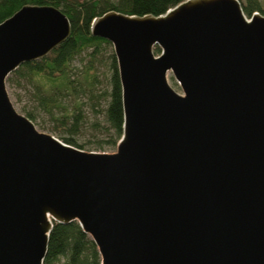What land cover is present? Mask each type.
Masks as SVG:
<instances>
[{
    "label": "water",
    "instance_id": "obj_1",
    "mask_svg": "<svg viewBox=\"0 0 264 264\" xmlns=\"http://www.w3.org/2000/svg\"><path fill=\"white\" fill-rule=\"evenodd\" d=\"M70 35L53 6L0 24V264H44L54 223L72 222L100 264H264V15L185 0L95 18L122 87L114 153L39 132L9 98L10 74Z\"/></svg>",
    "mask_w": 264,
    "mask_h": 264
},
{
    "label": "trees",
    "instance_id": "obj_2",
    "mask_svg": "<svg viewBox=\"0 0 264 264\" xmlns=\"http://www.w3.org/2000/svg\"><path fill=\"white\" fill-rule=\"evenodd\" d=\"M183 1L185 0H118L113 3L111 0H0V24L22 7L36 5L58 8L68 17L71 25V35L65 42L57 46L48 56L22 65L10 74L7 82L11 84L15 79L22 78L36 83L39 92L36 98L39 105L49 113L55 109L66 110L62 101L70 96H78L82 91H88L89 99L96 103L100 95L106 96L108 102L103 111L108 124L106 144L113 148L117 147L123 135L124 125L122 87L117 60L113 53L109 56L108 63L111 69L109 91L98 96L95 90L99 84L97 68L101 62L100 48L103 45L110 46V43L92 35V23L95 18L110 11L131 16H160ZM239 1L247 18H251L255 13L264 15L260 0ZM89 49H92V52L84 63L86 90H81L80 86L76 85L78 82L72 80L71 66L77 56ZM154 52L159 55L161 50L157 47ZM171 79L173 80L172 77ZM25 116L31 121L34 120L30 113ZM77 119L78 116H75L74 120ZM75 128L76 124L73 123L71 129L75 130ZM56 138L82 149L81 145L70 138L63 136ZM99 149L103 147L100 146ZM62 259L65 260V264H100L97 247L77 222L67 225L54 223L50 232L44 264H59Z\"/></svg>",
    "mask_w": 264,
    "mask_h": 264
},
{
    "label": "rangeland",
    "instance_id": "obj_3",
    "mask_svg": "<svg viewBox=\"0 0 264 264\" xmlns=\"http://www.w3.org/2000/svg\"><path fill=\"white\" fill-rule=\"evenodd\" d=\"M117 1L111 0L113 3ZM260 2L264 8V0H260ZM90 52H92V49L81 53L71 66L72 80L78 82L76 85H79L81 90H86L84 63L89 59ZM112 53L114 54L112 44L110 46L103 45L100 48L99 59L101 62L97 68L99 84L95 90L98 96L109 91L111 69L108 58ZM169 83L178 93H182L179 85L171 77H169ZM6 88L15 109L22 115L32 114L34 117L32 122L39 132L49 133L55 137L70 138L81 145V150L85 152L114 153L116 151V147L113 148L106 144L108 124L103 113L108 102L106 96L100 95L96 103L89 99L88 91H82L78 96H70L62 101V105L66 110L55 109L49 113L39 105L36 98L39 94L36 83L18 78L11 84L6 82ZM77 106L79 109H77ZM66 115L69 117H65ZM75 116H78L77 120H74ZM73 123L76 124L75 130L71 129ZM100 146L103 149L100 150ZM59 264H65V260H60Z\"/></svg>",
    "mask_w": 264,
    "mask_h": 264
},
{
    "label": "built area",
    "instance_id": "obj_4",
    "mask_svg": "<svg viewBox=\"0 0 264 264\" xmlns=\"http://www.w3.org/2000/svg\"><path fill=\"white\" fill-rule=\"evenodd\" d=\"M256 14V13H255Z\"/></svg>",
    "mask_w": 264,
    "mask_h": 264
}]
</instances>
